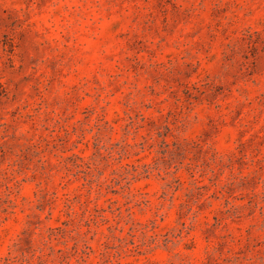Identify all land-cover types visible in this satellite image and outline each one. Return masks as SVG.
<instances>
[{"label":"rangeland","instance_id":"1","mask_svg":"<svg viewBox=\"0 0 264 264\" xmlns=\"http://www.w3.org/2000/svg\"><path fill=\"white\" fill-rule=\"evenodd\" d=\"M0 264H264V0H0Z\"/></svg>","mask_w":264,"mask_h":264}]
</instances>
